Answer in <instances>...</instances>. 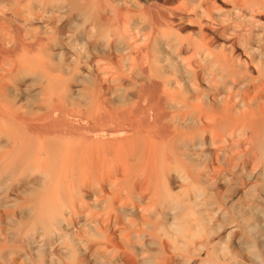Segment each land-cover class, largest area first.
I'll return each instance as SVG.
<instances>
[{"label":"rangeland","instance_id":"1","mask_svg":"<svg viewBox=\"0 0 264 264\" xmlns=\"http://www.w3.org/2000/svg\"><path fill=\"white\" fill-rule=\"evenodd\" d=\"M143 116L122 164L76 124ZM173 223L170 264H264V0H0V264H157Z\"/></svg>","mask_w":264,"mask_h":264},{"label":"bare ground","instance_id":"2","mask_svg":"<svg viewBox=\"0 0 264 264\" xmlns=\"http://www.w3.org/2000/svg\"><path fill=\"white\" fill-rule=\"evenodd\" d=\"M235 8H237V7H235ZM158 10H161V9H158ZM87 11L88 10H86V12ZM161 11H158V12L160 13ZM159 16H160V14H159ZM163 17H164V15H163ZM118 18H120V17H118ZM158 19H159V17H158ZM154 20L155 21L153 22V24H154L153 26L157 27L159 25V22L155 19V17H154ZM160 21H162V18H161ZM120 24H121V22L118 23V25H120ZM162 26L163 25H160V27H162ZM124 31H125V33H126V31L128 32V28L125 25L123 26L122 33ZM160 32H159V30H156V29L154 30V34H156L157 36L160 34ZM164 32H163V35L161 34V36H164V34H167L166 33L167 31H164ZM48 92H49L50 95L51 94L52 95L56 94V90H55V93H53L52 91H48ZM59 112L58 111H53L47 118L48 122H50L52 125L55 126V123L60 120L58 117L56 118L57 115L59 116ZM60 115H63V113L60 114ZM63 116H64V118L69 120V122H74L75 121V120H73V118H74L73 116L66 115V113ZM76 117L74 119H76ZM80 119H81V117L79 118V120ZM82 121H85V122L79 121V123H78V121H77V123H76L78 125L80 124V126L83 129H85V130H83L84 133L80 134V137L87 138L85 140V142H86L85 143V145H86L85 146L86 147L85 150H86V152L90 153L91 156H92V159L96 160V161H100L102 158L104 160L111 158V160H113L114 164L115 163L122 164V159H123L124 150H125L124 146L127 145V143H131L132 140L135 141V139H137L140 136L144 135V133H147L148 139L150 141L149 143L151 145L157 146V145L165 143V138L167 136L166 135L167 127L162 125V123L160 122V119H152V118H148L147 116H143V117H140V118H132V117L125 118V123L127 124V127L125 128L126 130L124 129L125 131L123 130V132L121 134L116 133V131H114L115 133L114 132L113 133H109V132H107V130L106 131H101V132H99V131L95 132L94 130L92 131L91 127H90L92 125L91 117H89L87 120H82ZM113 125L114 124H112L110 126L113 127ZM100 130H101V128H100ZM152 131L153 132L154 131H156V132L159 131L158 132L159 134L155 132L156 135H151ZM48 134L52 135L53 137H57L58 136V131L57 130H55V131L53 130V131L49 132ZM132 137H133V139H132ZM180 179L183 181V180H186V177L180 175ZM169 198H170V196H169ZM170 201H171V199H170ZM171 203H173V202H171ZM175 204H177V203H175ZM174 206L175 205L172 204L173 208H174ZM147 214H148V212H147ZM88 229H89V227H88ZM172 232H173V234L175 233L176 240H174L172 242H169V243L168 242H164L161 245V247H160V250L163 253L171 254V256L166 257L162 262L157 263V264H170L171 259H173L175 257H181L182 256V252H184L185 249L189 247V243H188L187 239L190 238V237L196 236L200 232V230L198 228H196V227H193V229H189L188 227L183 228L180 225H178L176 223H173ZM25 258H26L27 261H30L32 257H31V255L27 254ZM26 260H25V262H27ZM122 260H124L125 263H127V264H136L135 261H133L134 262L133 263L130 260V257L128 256L127 253H124L122 255Z\"/></svg>","mask_w":264,"mask_h":264}]
</instances>
